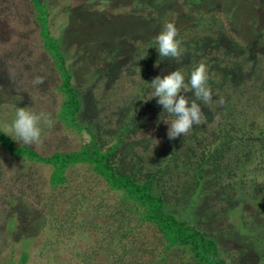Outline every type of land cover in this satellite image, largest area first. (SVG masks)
Returning <instances> with one entry per match:
<instances>
[{
	"label": "rangeland",
	"instance_id": "obj_1",
	"mask_svg": "<svg viewBox=\"0 0 264 264\" xmlns=\"http://www.w3.org/2000/svg\"><path fill=\"white\" fill-rule=\"evenodd\" d=\"M131 1L94 0L95 6L89 0H42L49 10L52 35L62 37L61 50L73 85L81 91L84 107L79 122L97 135V142L106 150L131 119L136 132L123 138L116 163L138 176L164 166L163 159L174 151L180 156L177 165L168 161L173 164L172 172L160 177L161 193L167 196L166 210L211 235L226 261L264 264V210L260 209L264 207V191L253 189L264 184L262 166L245 167V178L237 193L233 183L240 176L229 180L226 174L218 184L220 187L211 191L205 185L200 188L204 189L201 199L198 189H194L196 170L202 162L201 145L206 141L213 149L218 143L219 127L228 131L222 142L234 138L233 145L230 144L234 150L242 140L256 139L258 127L264 125V0H241V6L233 11H229L225 0H201L200 6L191 0H158L162 5L155 9H141ZM251 1L254 13L249 26L246 21L250 19ZM121 3V8L115 10ZM133 6L138 10L134 14L138 23L150 21L154 35L165 22H174L179 41L200 42L196 52L194 48L182 49L179 61L184 64L186 76L201 61L207 66L213 103L201 104L205 121L210 122L203 127V133L193 127L186 139L180 136L169 140L165 120H170V116L163 110L161 116L154 112L147 100L152 94L147 92L149 95L138 100L140 93L135 91V83L143 79L139 73L144 61L141 57L151 48L139 28L134 29L133 37L128 34L130 39L127 38L123 49L127 53L120 66L103 75L106 58L117 50L109 42L117 31L110 29L105 18L131 13ZM33 14L30 0H0V129L13 139L8 129L16 109L29 107L37 114L46 113L53 121L51 128L41 124V142L32 147L45 155L73 151L91 142L90 136L85 131L77 133L59 118L63 102V94L57 90L60 76L53 59L43 49ZM234 14L240 18L234 19ZM89 16L95 17V22L91 23ZM71 26L73 31L69 32ZM227 40L239 49L220 55V46L231 43ZM37 77L44 82L36 84ZM186 95L191 97L192 93ZM221 96L225 100L223 105L215 102ZM134 108L152 123L139 124L141 118L134 115ZM232 119L240 124L238 128L231 127ZM174 144L179 149H171ZM238 151L231 150L224 163L236 166L242 160V164L244 156L239 153L243 150ZM258 167L260 173L256 175L254 170ZM52 173L53 167L14 158L0 146V264H21L24 254V264H115L119 258L124 259V264H150L149 249L139 248L142 242L141 247L147 248L156 241V228L132 218L133 232L126 239L120 238V230L114 232L118 215L111 217L104 211L120 202V194L110 191L90 166L68 169L67 183L56 189L50 185Z\"/></svg>",
	"mask_w": 264,
	"mask_h": 264
},
{
	"label": "trees",
	"instance_id": "obj_2",
	"mask_svg": "<svg viewBox=\"0 0 264 264\" xmlns=\"http://www.w3.org/2000/svg\"><path fill=\"white\" fill-rule=\"evenodd\" d=\"M30 1L34 8L33 15L37 26L38 35L43 41V49L49 55V57L53 59L55 68L60 76V85L57 90L63 94V102L60 107L59 118L63 123H65L69 128L75 130L77 133L81 134L83 131L88 133L91 142L86 145H82L73 151H57L53 154L45 155L32 146L17 144L0 129V146L4 147V149H6L14 158L25 159L32 163L53 167V173L50 177V185L55 189L67 183L66 172L68 169L77 165L90 166L93 173L99 176L107 184L110 191L120 194V202L116 206L107 208V210L104 208L105 213H110L111 217L118 215V220H115L117 222V226L114 228V232H118V230H120V238L122 237L123 239H126L133 232L130 226L132 218L136 219L138 222L146 223L154 229L156 228L155 230L158 233L156 241L154 240V243L147 246V248L141 247L142 245L144 246V242H142L139 248L140 251L143 249H149L150 253L152 254V260L150 264H233L223 258L221 252L219 251L216 240L211 235L193 226L191 223L179 220L174 214L166 210L167 196L161 193L160 177L170 175L172 172L170 165L172 163L177 165V161L180 157L179 155L175 154L173 151L171 155L165 158L166 160L163 159L164 166L154 169L153 172L148 171L143 177L142 175L138 176L134 172H127L124 168L116 163V155L123 138L130 133L134 134L136 132V129L134 128V122L131 121V119L128 120L125 123L126 126H124L119 131L115 143L112 146L106 148V150H104L97 142V135L87 125H82L79 122L78 116L80 115L82 106L84 107V104L82 105L81 102V91L73 85V76L66 65L67 59L61 50L60 42L62 37L56 38L52 35L49 25V10L42 0ZM225 1L228 5L227 8H229V11L236 10L237 6L241 4V0ZM95 2L94 0H89V3L92 5H95ZM131 2H136L137 5H139L138 8L141 6V9H143L145 6H150L155 9L156 7L162 5L158 2V0H132ZM191 2L196 6H200V4H202L201 0H191ZM249 5L250 8H248V12H250L251 15L250 19H247L246 24L252 26L251 18L254 13L252 11L254 8L252 1ZM121 6L122 3L121 5L118 4V7H114V9H119ZM134 8L135 7L133 6V9ZM200 10L205 12V10L202 8H200ZM137 12L138 10L134 9L131 13H123L120 16H106L107 18L105 19L110 24V29L112 28L113 31L114 29L117 31V33L111 37L113 40L109 41L111 44L116 46L117 50L114 52L111 51V53H109V57H107L105 61V68H102V73L103 75H109V71H114L116 69L115 67L120 66L119 62H123L122 58L125 57L127 53H124L123 49L124 45L127 43L126 40L130 39L128 38V34L129 37H133L134 29L138 30L139 28L144 37H146V40L150 42L149 47H151L147 54L141 57L144 59L142 62L144 67L142 65V69H140L142 71H139V73L142 75L143 79L139 80L140 83H135L136 87H138L135 88V91L140 93L138 97V100L140 101L142 95L147 96L153 93L150 83L154 77L158 75H167L176 69H179L184 73L182 70L184 68V64L181 63L182 61H179L182 56L179 59L159 56L156 48L157 45L154 41L155 35L153 24L150 21L143 20L138 23V19L134 15L137 14ZM229 15L230 14H228V16ZM238 15L241 14L239 13ZM89 17L92 18V21L90 20L91 23L95 22V17ZM233 17L234 19L240 18V16L238 17L236 14H234ZM77 30L83 33V30H79V28H77ZM71 31H73L72 26L71 28L69 27V32ZM80 32L78 33L80 34ZM227 41L231 43H225L223 48L220 46L221 50L218 49L220 55L231 53L232 49H239L236 43L232 42L231 40ZM185 42H187V40L181 41V49L185 50L194 48L196 49V52L198 51L197 48H200V42H197V44H195L194 40H191L188 44ZM245 42L248 41L246 40ZM193 43L195 46L191 45ZM246 46L250 47L251 45ZM118 52H121L118 56L119 58H117L116 55ZM114 57H116L118 60L114 61ZM113 62H115L116 65L113 64ZM186 63H189V60H186ZM188 79L189 76L185 75L186 83ZM220 90L221 88L219 87L218 91ZM150 97L151 98L147 100H150L149 102L154 107V112L161 116L160 113L163 108L157 104L158 98L152 97V95ZM229 110L231 111L232 109ZM133 113L134 115L137 114V117L141 118L137 121L139 124H143L144 122H148V124L152 123L151 120L149 121L148 118L144 116L142 111L139 113V111L135 110L134 108ZM203 115H205V113H203ZM162 116H164L163 113ZM168 118L171 119V117ZM230 122L231 127L234 129L236 127L238 128L240 125L239 123L234 122V120ZM209 123V121H205L204 124L198 125L196 127L194 126V128L203 133V127L209 125ZM255 130L257 129L255 128ZM217 131H219L216 135L218 139L216 142L218 141V143L213 145V149H211L212 145L209 142L205 143V141L201 145V147L204 145V148L200 151L202 162L199 163L198 170H196V188H194L198 189L197 196H200V199L202 198L201 194L204 190H200V188L205 185L204 188L208 186V190L211 188L209 190L211 191L213 188L216 189V186L220 187L219 185H221L223 182L222 178L224 174L228 176L226 178L229 180L232 178L236 179L240 176L238 178L239 180L237 179L238 182L233 183L235 185L234 191L237 193V191L241 189L243 178H245V167L247 165L250 166L258 164L259 166H262L261 173L264 174V125H260V127H258L257 131H259V136L256 139H249L250 141L248 140V142H245L244 139L242 140L243 143L239 144L234 150L230 145H233V142L235 141L233 140L234 138L226 140V142H222L223 139L227 137L228 131L221 127H219ZM234 133L237 132L235 131ZM188 136L189 135L183 136L185 138L182 139H186ZM176 146V144L172 145L171 149H179ZM241 149L243 151L242 153H239V155L243 154L244 156L241 158L244 160L242 164H240L242 160H238L236 166L233 163H224V159L229 155L231 150L236 151L235 153H237L239 152L238 150ZM169 150L170 148L168 151ZM174 156L176 157L175 161H173ZM168 161L172 163L169 164ZM233 166H235V168ZM259 169L260 167L255 168L254 172L256 175L260 173ZM254 172H252L253 175ZM263 174L262 176H264ZM217 189L219 190V188ZM253 189H260V191H264V184L260 183L258 187L255 186ZM260 209L264 210V207H260ZM121 230L125 231L121 232ZM12 232L13 231H10V233ZM26 260L27 255L24 254L20 261L21 264H24ZM124 262L125 261L123 258H119L115 261V264H124Z\"/></svg>",
	"mask_w": 264,
	"mask_h": 264
},
{
	"label": "clouds",
	"instance_id": "obj_3",
	"mask_svg": "<svg viewBox=\"0 0 264 264\" xmlns=\"http://www.w3.org/2000/svg\"><path fill=\"white\" fill-rule=\"evenodd\" d=\"M178 29L174 22H165L161 30L154 37L160 57L179 59L182 55L181 41L177 39ZM209 73L206 64L201 61L194 66L186 83L184 73L176 69L167 75H158L150 83L153 89L152 97H156L157 104L162 106L163 113L171 119L165 120L168 124L167 137L175 140L186 136L194 127L205 123L201 104L213 103V92L209 85ZM36 84H42V78L37 77ZM184 93V94H182ZM192 93L189 97L186 94ZM219 105L225 103L221 96L217 101ZM41 124L51 128L53 121L46 113H35L29 107H18L9 132L11 137L23 145L34 146L41 142ZM7 134V133H6Z\"/></svg>",
	"mask_w": 264,
	"mask_h": 264
}]
</instances>
